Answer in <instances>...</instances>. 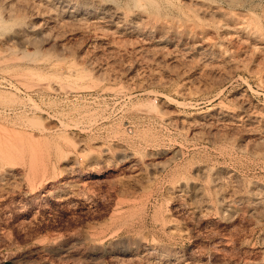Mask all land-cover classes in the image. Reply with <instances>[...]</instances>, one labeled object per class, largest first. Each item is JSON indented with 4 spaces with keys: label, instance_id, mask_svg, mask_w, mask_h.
Instances as JSON below:
<instances>
[{
    "label": "rangeland",
    "instance_id": "374dc122",
    "mask_svg": "<svg viewBox=\"0 0 264 264\" xmlns=\"http://www.w3.org/2000/svg\"><path fill=\"white\" fill-rule=\"evenodd\" d=\"M158 263L264 264V0H0V264Z\"/></svg>",
    "mask_w": 264,
    "mask_h": 264
},
{
    "label": "bare ground",
    "instance_id": "6f19581e",
    "mask_svg": "<svg viewBox=\"0 0 264 264\" xmlns=\"http://www.w3.org/2000/svg\"><path fill=\"white\" fill-rule=\"evenodd\" d=\"M46 246V249L49 251L55 250L57 247V245H55V243L53 241H51L50 243H48ZM158 264H164V263H158ZM166 264V263H165Z\"/></svg>",
    "mask_w": 264,
    "mask_h": 264
}]
</instances>
